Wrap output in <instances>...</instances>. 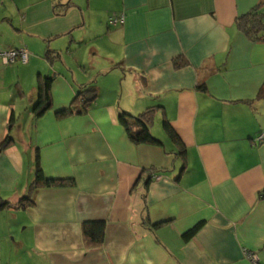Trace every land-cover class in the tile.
Wrapping results in <instances>:
<instances>
[{"label": "crops", "instance_id": "1", "mask_svg": "<svg viewBox=\"0 0 264 264\" xmlns=\"http://www.w3.org/2000/svg\"><path fill=\"white\" fill-rule=\"evenodd\" d=\"M259 1L0 0V52L29 54L0 60V202L27 195L36 157L74 182L0 211V264H264V43L236 24ZM149 108L161 146L119 123ZM85 222L105 224L99 246Z\"/></svg>", "mask_w": 264, "mask_h": 264}, {"label": "trees", "instance_id": "2", "mask_svg": "<svg viewBox=\"0 0 264 264\" xmlns=\"http://www.w3.org/2000/svg\"><path fill=\"white\" fill-rule=\"evenodd\" d=\"M264 0H260L259 3L248 13L240 16L236 20V24L241 33L253 43H264V14L263 7ZM175 66L180 67L181 63L175 61ZM52 80L47 78L40 83L38 86V100L35 106V111L37 115H40L44 110H46L49 103V92L51 88ZM81 106L76 108V110L71 107L64 113L69 112V114L79 113L82 114L86 112L90 107L96 97V87L93 85L87 89H84L83 92L79 93ZM264 98V83L260 88L257 99ZM74 110V112H73ZM61 113V114H62ZM153 114V109L149 108L145 112L137 115L131 116L124 112L119 115V123L126 131L130 140L136 145H149V146H161V142L156 139L150 130V121ZM165 132L169 135L174 141L177 140V136L171 129L168 122L163 123ZM10 137H7L4 145L10 143ZM64 185H74L73 180H56L46 178L39 166L38 157H36V170L33 181L29 185V190L27 195L22 197L16 204L11 205L8 202H0V211L7 208L12 209H23L28 207V204H32V195L35 191L40 188H51V187H62ZM264 196V189L260 192V197ZM161 224L154 225V228H158ZM202 228V224H197L192 229L188 230L184 235L183 239L185 241L193 238L197 232ZM105 234V224L103 222H85L82 224V236L86 242L92 246H99L104 240Z\"/></svg>", "mask_w": 264, "mask_h": 264}, {"label": "built area", "instance_id": "3", "mask_svg": "<svg viewBox=\"0 0 264 264\" xmlns=\"http://www.w3.org/2000/svg\"><path fill=\"white\" fill-rule=\"evenodd\" d=\"M124 16L123 15H112L108 19V25L110 27H117L124 24ZM29 54L27 50L25 49H19V50H7L0 52V60L3 62V64H12L16 61L21 62L22 64H25L28 62ZM249 259L256 263V257L255 256H249Z\"/></svg>", "mask_w": 264, "mask_h": 264}, {"label": "water", "instance_id": "4", "mask_svg": "<svg viewBox=\"0 0 264 264\" xmlns=\"http://www.w3.org/2000/svg\"><path fill=\"white\" fill-rule=\"evenodd\" d=\"M0 152H1V149H0Z\"/></svg>", "mask_w": 264, "mask_h": 264}, {"label": "rangeland", "instance_id": "5", "mask_svg": "<svg viewBox=\"0 0 264 264\" xmlns=\"http://www.w3.org/2000/svg\"><path fill=\"white\" fill-rule=\"evenodd\" d=\"M21 65V64H20Z\"/></svg>", "mask_w": 264, "mask_h": 264}]
</instances>
